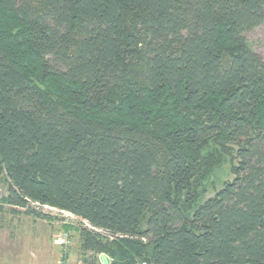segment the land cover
I'll list each match as a JSON object with an SVG mask.
<instances>
[{
    "label": "trees",
    "instance_id": "trees-1",
    "mask_svg": "<svg viewBox=\"0 0 264 264\" xmlns=\"http://www.w3.org/2000/svg\"><path fill=\"white\" fill-rule=\"evenodd\" d=\"M262 24L264 0H0V229L49 206L84 264H264Z\"/></svg>",
    "mask_w": 264,
    "mask_h": 264
},
{
    "label": "rangeland",
    "instance_id": "rangeland-1",
    "mask_svg": "<svg viewBox=\"0 0 264 264\" xmlns=\"http://www.w3.org/2000/svg\"><path fill=\"white\" fill-rule=\"evenodd\" d=\"M245 40L249 48L264 61V24L247 33ZM215 177V184L207 187L200 202L211 198L224 182L234 179L229 165L218 170ZM7 189L8 180L2 177L0 200ZM8 210L6 208L7 212L2 216L0 229V264H84L79 253L78 234L73 230L79 228V219L70 220L62 213L47 208H41L44 219L26 216L23 210L17 214ZM144 226L141 222L140 227ZM59 234L67 235L68 247L55 243V236ZM65 251L68 253L65 254Z\"/></svg>",
    "mask_w": 264,
    "mask_h": 264
},
{
    "label": "built area",
    "instance_id": "built-area-1",
    "mask_svg": "<svg viewBox=\"0 0 264 264\" xmlns=\"http://www.w3.org/2000/svg\"><path fill=\"white\" fill-rule=\"evenodd\" d=\"M42 208H47V209H50V210H55V211H58L59 213H62L66 218L70 219V220H75L77 219L75 216H73L72 214L68 213V212H65V211H62V210H58L56 208H52V207H49V206H43ZM84 225L87 227V228H90L91 227L86 223V222H83ZM112 239V237H110V240ZM55 243L60 245V246H65L68 247L69 243H68V238H67V235L66 234H59L57 236H55ZM68 252L65 251V254H67ZM61 264H65V263H61Z\"/></svg>",
    "mask_w": 264,
    "mask_h": 264
},
{
    "label": "water",
    "instance_id": "water-1",
    "mask_svg": "<svg viewBox=\"0 0 264 264\" xmlns=\"http://www.w3.org/2000/svg\"><path fill=\"white\" fill-rule=\"evenodd\" d=\"M101 264H108L107 258L104 255L100 257Z\"/></svg>",
    "mask_w": 264,
    "mask_h": 264
},
{
    "label": "crops",
    "instance_id": "crops-1",
    "mask_svg": "<svg viewBox=\"0 0 264 264\" xmlns=\"http://www.w3.org/2000/svg\"><path fill=\"white\" fill-rule=\"evenodd\" d=\"M100 257H101V256H99V257H98V258H99V260H100ZM100 264H101V261H100Z\"/></svg>",
    "mask_w": 264,
    "mask_h": 264
}]
</instances>
